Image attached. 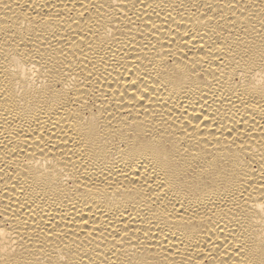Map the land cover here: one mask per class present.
<instances>
[{
  "label": "bare ground",
  "instance_id": "6f19581e",
  "mask_svg": "<svg viewBox=\"0 0 264 264\" xmlns=\"http://www.w3.org/2000/svg\"><path fill=\"white\" fill-rule=\"evenodd\" d=\"M0 264H264V0H0Z\"/></svg>",
  "mask_w": 264,
  "mask_h": 264
}]
</instances>
